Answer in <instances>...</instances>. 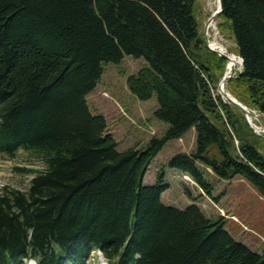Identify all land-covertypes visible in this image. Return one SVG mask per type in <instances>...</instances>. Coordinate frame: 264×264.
<instances>
[{"label": "trees", "instance_id": "1", "mask_svg": "<svg viewBox=\"0 0 264 264\" xmlns=\"http://www.w3.org/2000/svg\"><path fill=\"white\" fill-rule=\"evenodd\" d=\"M219 29L243 60L229 92L264 118V0H221ZM125 56L147 67L126 79L168 128L142 149L120 152L86 97L105 64ZM227 61L210 51L196 0H0V154L44 164L26 193L0 194V264H264L223 217L194 204L166 206L163 173L145 186L167 142L195 129V148L169 168L208 197L211 179L246 181L264 198V133L217 93Z\"/></svg>", "mask_w": 264, "mask_h": 264}, {"label": "rangeland", "instance_id": "2", "mask_svg": "<svg viewBox=\"0 0 264 264\" xmlns=\"http://www.w3.org/2000/svg\"><path fill=\"white\" fill-rule=\"evenodd\" d=\"M217 9L215 0H196V12L202 33L207 20ZM219 23L221 21L216 17L208 29L210 43H218L224 53H231L238 58L235 44L228 36L227 30L222 32L219 29ZM240 63L237 62L232 66L229 77H236L241 72ZM227 65L228 62L223 73ZM147 66L144 59L129 56H125L120 64H105L104 72L95 89L86 97L90 113L104 117L107 133L113 137L117 150L120 152L131 148L142 149L151 138H160L168 128L167 124L153 117L157 109L156 98L140 101L129 92L126 86L127 77L135 75L141 68ZM226 83L224 87L229 92ZM217 93L219 94L218 89ZM254 114L258 116V121L252 119L254 123L252 124L262 129L264 118ZM195 134V130L192 129L182 139L167 142L151 162L143 184L145 186L156 184L158 175L163 173L162 182L168 185V189L161 198L164 205L185 210L194 204L209 219L223 217L225 229L234 240L251 251L262 254L264 252V198L259 196L246 181L240 178L231 181H219L212 178L214 189L212 197H208L189 176L169 168V162L175 154L191 153L194 150ZM43 168L41 159L23 150H19L13 158L0 154V194L6 187L26 193L33 174L25 171L38 172ZM32 263V260L24 262V264ZM84 264H105V259L98 251L92 252Z\"/></svg>", "mask_w": 264, "mask_h": 264}, {"label": "water", "instance_id": "3", "mask_svg": "<svg viewBox=\"0 0 264 264\" xmlns=\"http://www.w3.org/2000/svg\"><path fill=\"white\" fill-rule=\"evenodd\" d=\"M222 11V1L221 0H218V9L217 11L212 14L210 16V18L207 20L205 26H204V29H203V32H204V38H205V42H206V45L208 47V49L214 53H216L218 56L224 58L227 62L230 61V56H235L231 53H224L222 51H218V50H215V49H212L210 46H209V39H208V28L210 27L211 23L213 22V20L218 16L220 15ZM240 60H241V64H243V60L238 57ZM224 74V73H223ZM231 77V76H230ZM228 77L226 79V76H222L219 81H218V86H217V89L218 91L220 92V95L221 97L228 101V103L234 107H236L237 109H239L244 115L245 117L247 118L249 124L254 128L255 132L257 133H264V124H263V128L262 129H258L257 127H255L253 124H252V119H255L258 121V116L255 115L253 112H251L250 110H248L240 101H238L237 99L235 98H230L229 97V93L228 92H224L223 91V88H224V84L227 82V80L230 78Z\"/></svg>", "mask_w": 264, "mask_h": 264}, {"label": "bare ground", "instance_id": "4", "mask_svg": "<svg viewBox=\"0 0 264 264\" xmlns=\"http://www.w3.org/2000/svg\"><path fill=\"white\" fill-rule=\"evenodd\" d=\"M216 2H217V8H218V0H215ZM211 27V26H210ZM210 27L208 28V29H210ZM204 33V32H203ZM210 44L212 45V46H210ZM207 46V45H206ZM209 46L212 48V49H215V50H218V51H222V52H224V50L221 48V46L218 44V43H215V42H209ZM237 62H241V60L239 59V58H237L236 56H230V61L228 62V65H227V67H226V71H225V73L222 75L223 77L224 76H226V79L229 77V75H230V73H231V71H232V66H234ZM241 64V63H240ZM230 78H232V77H230ZM229 78V79H230ZM228 81V80H227ZM225 85V84H224ZM223 91L224 92H227L226 90H225V87L223 88ZM229 93V92H228ZM219 94H220V92H219ZM221 96V95H220ZM229 97L230 98H235V97H233L230 93H229ZM236 99V98H235ZM224 100V99H223ZM238 100V99H237ZM226 101V100H225Z\"/></svg>", "mask_w": 264, "mask_h": 264}, {"label": "crops", "instance_id": "5", "mask_svg": "<svg viewBox=\"0 0 264 264\" xmlns=\"http://www.w3.org/2000/svg\"><path fill=\"white\" fill-rule=\"evenodd\" d=\"M194 129V128H193ZM195 130V129H194ZM189 133V132H188ZM194 134V133H193Z\"/></svg>", "mask_w": 264, "mask_h": 264}]
</instances>
